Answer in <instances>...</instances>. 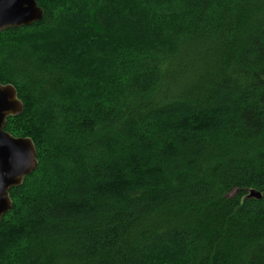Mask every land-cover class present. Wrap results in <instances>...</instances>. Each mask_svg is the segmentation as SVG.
I'll return each instance as SVG.
<instances>
[{
    "label": "trees",
    "instance_id": "16d2710c",
    "mask_svg": "<svg viewBox=\"0 0 264 264\" xmlns=\"http://www.w3.org/2000/svg\"><path fill=\"white\" fill-rule=\"evenodd\" d=\"M37 1L0 32L38 159L0 264H264V0Z\"/></svg>",
    "mask_w": 264,
    "mask_h": 264
},
{
    "label": "water",
    "instance_id": "95a60500",
    "mask_svg": "<svg viewBox=\"0 0 264 264\" xmlns=\"http://www.w3.org/2000/svg\"><path fill=\"white\" fill-rule=\"evenodd\" d=\"M43 14L37 0H0V32L30 25L41 20ZM23 108L16 88L0 82V222L13 204L11 188L21 185L38 166L32 139L14 136L5 129L8 118L17 115ZM250 195L262 197L257 190H252Z\"/></svg>",
    "mask_w": 264,
    "mask_h": 264
}]
</instances>
